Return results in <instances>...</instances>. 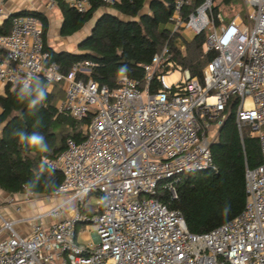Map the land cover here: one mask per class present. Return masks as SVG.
Instances as JSON below:
<instances>
[{"label":"built area","instance_id":"built-area-1","mask_svg":"<svg viewBox=\"0 0 264 264\" xmlns=\"http://www.w3.org/2000/svg\"><path fill=\"white\" fill-rule=\"evenodd\" d=\"M64 1L86 13L94 1L112 7L135 0ZM173 4L170 37L181 51L185 42L207 33L205 51L214 57L202 79L172 61L171 39L143 66V79L120 74L112 89L78 77L90 76L92 60L74 65L67 76L56 62L46 64L43 26L32 15L14 16L9 32L0 34V94L7 85L30 86L39 76L49 89L65 83L58 112L81 122L83 136L68 138L62 153L44 158L62 173L53 195L64 200L26 219L2 218L0 264H264V0ZM55 7L48 0L47 8ZM10 15L0 4V25ZM177 67L182 80L169 86L165 74ZM155 79L158 92L150 90ZM231 100L238 105L240 134L248 127L259 140L261 163L246 169L243 212L194 234L182 213L157 193L164 189L175 198L182 175L215 168L210 145ZM91 195L98 198L93 212L86 207ZM18 223H27L29 233H19ZM78 225L93 241H79Z\"/></svg>","mask_w":264,"mask_h":264},{"label":"trees","instance_id":"trees-1","mask_svg":"<svg viewBox=\"0 0 264 264\" xmlns=\"http://www.w3.org/2000/svg\"><path fill=\"white\" fill-rule=\"evenodd\" d=\"M63 22L61 36L69 37L79 32L101 8H113L122 17L108 11L95 20L91 33L78 43V51H56L48 43L50 22L48 17L35 10H20L11 14L0 25V34H7L14 16L32 15L39 19L44 30V52L46 64L54 61L67 76L71 68L85 60L96 66L90 76L100 85L117 86V77L127 74L143 79V66L151 62L169 40L174 52L172 61L191 73L203 77V68L214 57L205 51V32L185 42L183 51L176 40L170 37L172 26L169 17L173 11V0L123 1L112 7L94 1L86 13H78L67 6L64 0H54ZM239 0H225V3ZM41 85L49 82L39 76L31 83ZM63 83V82H62ZM21 86L7 85L0 94V189L11 194L30 192L51 196L63 180L62 173L51 169L44 158H55L66 148L68 138L81 141V122L59 114L57 94L52 90L45 102L32 110L26 102L18 99ZM150 90L158 92L155 79ZM65 96V90H64ZM236 102L231 100L227 117L210 145L215 168L182 175L177 182V197L161 189L158 199L170 209L182 213L188 230L194 234L209 232L238 217L246 205V169L256 168L261 163L259 140L245 131L241 135L235 117ZM249 129L248 127H246ZM23 131L28 135H42L48 146L47 152L22 144L14 135ZM43 164V167L41 165Z\"/></svg>","mask_w":264,"mask_h":264},{"label":"rangeland","instance_id":"rangeland-1","mask_svg":"<svg viewBox=\"0 0 264 264\" xmlns=\"http://www.w3.org/2000/svg\"><path fill=\"white\" fill-rule=\"evenodd\" d=\"M48 4V3H47ZM47 4H46V14L49 18L50 21V32H49V44L56 50L59 49H67L70 51H77L78 50V43L79 41H81L82 39L86 38L92 30L93 24L96 20V18L98 17V15L102 12V10L104 9L101 8L100 10H98L95 14L94 17L84 25V27L77 32L76 34H74L71 37H63L60 34V18L57 15L58 14V8L57 6L53 9V10H49L47 8ZM112 9V8H110ZM228 20V18H226ZM226 20V21H227ZM206 32H205V36H206ZM182 80V68L181 67H177L172 69L170 72L165 74V82L169 85V86H173L175 84H177L178 82H180ZM65 83H61L59 85H57L56 89L54 90V92L57 94V104H59L62 99L64 98V90H65ZM0 90H2V87L0 88ZM237 106H235V111L237 110ZM2 126H0V132H1ZM244 130L247 131L249 129H247L246 127H244ZM250 133V131H249ZM214 136V135H213ZM27 194L32 195L39 203L41 209H46L48 210L49 208L56 206L57 204L61 203L64 200V197H57L54 195L51 196H43V195H35L32 194L30 192H27ZM98 203V198L96 195H91L88 198L87 201V210L90 212H93V208L97 205ZM74 206H76L75 203H73L70 206H67L64 208V216L69 214L70 211L74 208ZM89 227L91 230H95L96 229V225L94 223H90ZM83 229V225H78V231L81 232ZM78 239L80 241H88L83 237V232L79 233L78 235ZM89 240H92V237H90Z\"/></svg>","mask_w":264,"mask_h":264},{"label":"crops","instance_id":"crops-1","mask_svg":"<svg viewBox=\"0 0 264 264\" xmlns=\"http://www.w3.org/2000/svg\"><path fill=\"white\" fill-rule=\"evenodd\" d=\"M47 3H48V0H0V4L2 6H4L6 11L9 12L10 14H13V13L20 11V10H35V11H40L47 16V14H46V4ZM104 11H108V12H110L116 16L122 17L113 8L110 9V8L106 7L102 10V12H104ZM57 15L60 18V29H61L63 18H62V14H61L59 8H58V14ZM49 32H50V28H49ZM49 32H48V35H49ZM69 37H71V36H69ZM48 43H49V37H48ZM54 50H56V49H54ZM56 51H70V50L59 49ZM77 51H71V52H77ZM59 84H61V83L54 84L53 88L49 89V91H52V90L54 91L56 89L57 85H59ZM45 211H47V210L41 209L38 201L32 195L27 194V192L26 193L11 194V193H7V192L0 189V222L2 221V218H5L9 221H15V220L26 219V218L35 216L36 214H39V213H42ZM49 222L50 221H46V224H49ZM16 229L19 231V233H21L22 235H25V234L29 233L30 227L27 223H18L16 225ZM82 232H83V237L86 240H88L89 239L88 234L83 229L79 233H82ZM80 242H82V241H80ZM83 243H86V241L85 242L83 241Z\"/></svg>","mask_w":264,"mask_h":264},{"label":"clouds","instance_id":"clouds-1","mask_svg":"<svg viewBox=\"0 0 264 264\" xmlns=\"http://www.w3.org/2000/svg\"><path fill=\"white\" fill-rule=\"evenodd\" d=\"M28 80H31V78L29 77ZM48 92L49 85L46 83H43L41 85L37 81L34 87H30L29 83H24L19 88L18 99L21 102H26L28 107L34 110L45 102ZM14 135L19 138V141L22 144H25L28 147L38 148L41 152L48 151V146L42 135H39L37 133L28 135L23 131H17L14 133ZM41 167H43V164L41 165Z\"/></svg>","mask_w":264,"mask_h":264},{"label":"water","instance_id":"water-1","mask_svg":"<svg viewBox=\"0 0 264 264\" xmlns=\"http://www.w3.org/2000/svg\"><path fill=\"white\" fill-rule=\"evenodd\" d=\"M97 20V19H96Z\"/></svg>","mask_w":264,"mask_h":264}]
</instances>
